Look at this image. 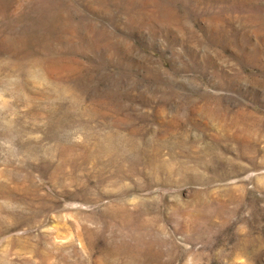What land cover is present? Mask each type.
<instances>
[{"label": "rangeland", "instance_id": "rangeland-1", "mask_svg": "<svg viewBox=\"0 0 264 264\" xmlns=\"http://www.w3.org/2000/svg\"><path fill=\"white\" fill-rule=\"evenodd\" d=\"M0 264H264V0H0Z\"/></svg>", "mask_w": 264, "mask_h": 264}]
</instances>
